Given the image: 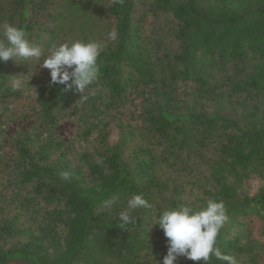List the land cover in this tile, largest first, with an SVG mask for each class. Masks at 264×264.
I'll return each mask as SVG.
<instances>
[{
  "label": "trees",
  "instance_id": "trees-1",
  "mask_svg": "<svg viewBox=\"0 0 264 264\" xmlns=\"http://www.w3.org/2000/svg\"><path fill=\"white\" fill-rule=\"evenodd\" d=\"M5 23L45 49L103 48L87 99L42 60L0 61V264H163L159 215L210 200L228 214L221 251L264 264V0H0ZM135 194L151 207L120 228Z\"/></svg>",
  "mask_w": 264,
  "mask_h": 264
},
{
  "label": "clouds",
  "instance_id": "clouds-1",
  "mask_svg": "<svg viewBox=\"0 0 264 264\" xmlns=\"http://www.w3.org/2000/svg\"><path fill=\"white\" fill-rule=\"evenodd\" d=\"M0 37V61L13 59L27 63L37 61L39 64L42 60L41 67L50 70L51 84L63 85L67 90L74 88L75 92L81 94L80 98L87 99V90L99 76L98 58L103 48L101 42H52L45 49L31 41L24 28L11 23L0 25ZM108 39H118L115 28L108 33ZM60 175L64 180L71 178L69 171H63ZM116 203L114 197L104 201V207L110 211ZM150 207L149 200L143 194L131 196L127 200V209L118 215L119 227L124 228L136 222L132 215L134 210ZM227 220L223 201L210 200L202 208L183 205L164 210L152 225H159L167 241L168 250L163 264H176L180 256L192 261H203V264H210L213 257L224 264H239L235 256L223 253L217 246V238Z\"/></svg>",
  "mask_w": 264,
  "mask_h": 264
},
{
  "label": "rangeland",
  "instance_id": "rangeland-1",
  "mask_svg": "<svg viewBox=\"0 0 264 264\" xmlns=\"http://www.w3.org/2000/svg\"><path fill=\"white\" fill-rule=\"evenodd\" d=\"M128 116L129 113H127ZM126 114L123 115L124 117L127 116ZM33 125V120L30 118H25V116L17 118L15 121H12L9 124V131L8 133L12 134L14 131L19 129H28ZM76 123L72 119H65L61 121V123L57 126L56 131L59 132L60 135H62L66 140H70L75 137L76 135ZM113 134L111 137V141L115 142L118 138V130L116 128L112 129ZM88 143L84 142L82 140H77L75 143L76 148H81L82 146H86ZM255 186L258 184L253 182Z\"/></svg>",
  "mask_w": 264,
  "mask_h": 264
}]
</instances>
